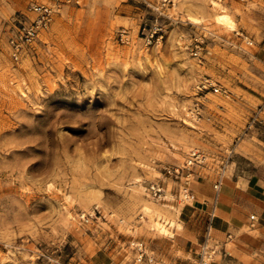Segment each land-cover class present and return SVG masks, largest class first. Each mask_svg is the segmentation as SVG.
<instances>
[{"label": "rangeland", "instance_id": "374dc122", "mask_svg": "<svg viewBox=\"0 0 264 264\" xmlns=\"http://www.w3.org/2000/svg\"><path fill=\"white\" fill-rule=\"evenodd\" d=\"M34 4L53 2L0 0V264H198L206 239L264 254L260 227L212 229L226 183L264 187V0H58L16 62Z\"/></svg>", "mask_w": 264, "mask_h": 264}, {"label": "crops", "instance_id": "0c3cea01", "mask_svg": "<svg viewBox=\"0 0 264 264\" xmlns=\"http://www.w3.org/2000/svg\"><path fill=\"white\" fill-rule=\"evenodd\" d=\"M196 199V206H201L202 213H199L200 220H208L212 205L209 202L201 201L205 198L199 192V187L192 190ZM215 205L212 229L217 239H220L223 233L235 235L234 243H240L237 239L240 226L260 227L264 229V187L258 182L244 181L242 183H226L218 195ZM228 242V240H226ZM231 241V242H232ZM264 242V239H262ZM260 245V241L258 242ZM264 247V246H262ZM241 254V255H240ZM245 252L234 251L233 253L220 254L214 256V264H244L239 261L241 256L251 258L248 264H264V254L254 252L251 257Z\"/></svg>", "mask_w": 264, "mask_h": 264}, {"label": "built area", "instance_id": "2783aa9c", "mask_svg": "<svg viewBox=\"0 0 264 264\" xmlns=\"http://www.w3.org/2000/svg\"><path fill=\"white\" fill-rule=\"evenodd\" d=\"M53 4H34L30 7V12L35 15V18L33 20H30L29 22L21 23V27L18 30V35L11 38V49H12V58L14 61H19L21 58V55L25 49V46H31L33 43H35L39 36L48 30L52 19L56 13L60 11V5L57 4L58 0H51ZM155 31L150 33L149 35H146L143 38V42L145 45H150L154 39L157 38L154 37ZM118 40L122 44H128L129 43V37L124 31H121L118 34ZM190 54L195 58L199 59V50L196 46L194 50H190ZM208 88H212L214 92H217V89H215L207 80L201 81L199 84L196 85L197 92H204ZM198 115V113H196ZM205 157L202 153H200L197 150H193L189 153L187 156V159L185 161L184 168L186 170H189L192 166L196 164H200L204 161ZM179 168H175L172 170H167V173L171 174H179ZM191 175L188 174L187 177ZM221 186V181H217L213 188L214 190L218 191ZM153 193L155 196L160 197L161 190L159 188L154 189L152 187ZM231 235L228 234L226 237V240H230ZM141 250V249H139ZM218 253L217 247L215 245H209V239L205 240V243L201 246L200 252H199V262L198 264H207L210 262L214 256ZM142 257V254L140 255V258Z\"/></svg>", "mask_w": 264, "mask_h": 264}, {"label": "bare ground", "instance_id": "6f19581e", "mask_svg": "<svg viewBox=\"0 0 264 264\" xmlns=\"http://www.w3.org/2000/svg\"><path fill=\"white\" fill-rule=\"evenodd\" d=\"M190 20L193 24H199L200 23V19H197V18H190ZM214 21L216 24L220 25L221 27L226 28V29H230V30H233L234 26H235L234 22L231 20V18L225 13L216 15ZM150 208H152V207H150ZM150 208L144 207L143 211H144V213H146V215L147 214L150 215V213L152 212V210ZM170 226H172V224ZM155 228L157 229V231H159L160 233H163V234H167V232H168L167 231L168 229L162 223H156Z\"/></svg>", "mask_w": 264, "mask_h": 264}]
</instances>
